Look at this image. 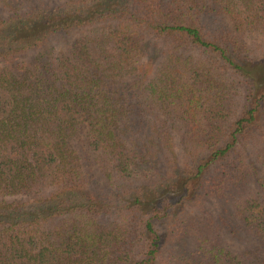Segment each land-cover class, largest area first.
Listing matches in <instances>:
<instances>
[{"label":"trees","instance_id":"16d2710c","mask_svg":"<svg viewBox=\"0 0 264 264\" xmlns=\"http://www.w3.org/2000/svg\"><path fill=\"white\" fill-rule=\"evenodd\" d=\"M254 37L264 0H0V264H264Z\"/></svg>","mask_w":264,"mask_h":264},{"label":"rangeland","instance_id":"374dc122","mask_svg":"<svg viewBox=\"0 0 264 264\" xmlns=\"http://www.w3.org/2000/svg\"><path fill=\"white\" fill-rule=\"evenodd\" d=\"M263 44H264V41L261 40L259 37H254V38L250 41V45H251L252 47L257 48V49H258V47L263 46ZM257 49L254 50V54H255V56H260V54H264V47H262L261 50H259V51L256 52ZM232 246H234V248H235V245H232Z\"/></svg>","mask_w":264,"mask_h":264}]
</instances>
